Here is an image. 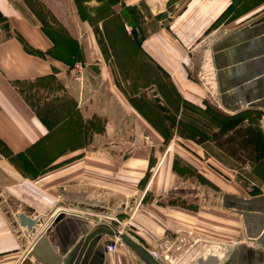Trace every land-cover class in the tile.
I'll return each instance as SVG.
<instances>
[{"label": "crops", "instance_id": "1", "mask_svg": "<svg viewBox=\"0 0 264 264\" xmlns=\"http://www.w3.org/2000/svg\"><path fill=\"white\" fill-rule=\"evenodd\" d=\"M119 4L142 12L141 50L182 99L201 106L215 94L226 113L259 109L264 133V0ZM0 18L15 31L0 39V264H63L93 228L117 226V219L136 228L120 231L153 257L171 247L165 239L181 230L165 229L167 211L177 210L165 200L174 195L166 192L175 176L166 167L170 146L161 151L164 138L149 131L111 68L94 73L80 60L70 65L53 58L54 39L9 0H0ZM75 40L85 59V43ZM55 80L61 83L56 91L50 89ZM39 83L46 85L43 112L21 90ZM246 203L238 196L239 215ZM21 213L37 219L30 232ZM142 213L141 224L157 230H137ZM253 230L263 234L264 225ZM113 239L99 237L84 264H145L127 246L108 251ZM231 264H264V241L238 243Z\"/></svg>", "mask_w": 264, "mask_h": 264}, {"label": "rangeland", "instance_id": "2", "mask_svg": "<svg viewBox=\"0 0 264 264\" xmlns=\"http://www.w3.org/2000/svg\"><path fill=\"white\" fill-rule=\"evenodd\" d=\"M9 1L54 39L53 58L70 65L80 60L94 73L107 65L119 88L164 131L166 137L149 122V131L166 142L161 151L170 146L166 167L175 174L166 183V192L174 195L165 200L177 210L167 211L165 229L181 232L169 235L164 243L173 245L160 248L155 257L163 264H231V250L238 243H263L264 233L253 230L264 225V133L259 109L226 113L215 94L213 103L201 106L181 102L169 79L139 49L147 30L142 12L122 9L119 0ZM0 28V39L15 35L3 18ZM74 38L85 43V59L78 55ZM94 53L99 60L91 57ZM60 84L55 80L48 89L56 91ZM44 87L45 83L21 86L41 112ZM0 150L5 152L1 144ZM241 195L247 199L245 215L238 214ZM141 215L137 230H157L143 226ZM143 220L145 225L148 220ZM242 221L248 230L245 238L239 232ZM115 224L121 231L136 230L128 221L117 219ZM114 241L118 248L126 247L119 239Z\"/></svg>", "mask_w": 264, "mask_h": 264}, {"label": "water", "instance_id": "3", "mask_svg": "<svg viewBox=\"0 0 264 264\" xmlns=\"http://www.w3.org/2000/svg\"><path fill=\"white\" fill-rule=\"evenodd\" d=\"M20 223L29 232L37 223V219L27 217L24 213L19 215ZM101 236L119 239L130 248L145 264H160L159 261L143 249L127 234L121 232L110 223H103L93 228L75 247V250L63 261V264H84L91 246Z\"/></svg>", "mask_w": 264, "mask_h": 264}, {"label": "trees", "instance_id": "4", "mask_svg": "<svg viewBox=\"0 0 264 264\" xmlns=\"http://www.w3.org/2000/svg\"><path fill=\"white\" fill-rule=\"evenodd\" d=\"M131 9H135V8H131ZM144 38V36H142L141 37V39H140V41L142 40ZM18 39L21 41V43L23 44V46L27 49V50H29L28 48H27V45L24 43V41L22 40V38L21 37H18ZM139 49L141 50V47H140V42H139ZM30 51V50H29ZM142 51V50H141ZM143 53V52H142ZM151 65H153L152 63H151ZM157 70L159 69L157 66H155V65H153ZM164 74V73H163ZM165 76L169 79V75H167V74H165ZM169 82H170V79H169ZM170 85H171V82H170ZM171 88L173 89V91L175 92V94L177 95V97L180 99V101L181 102H183V103H190V102H188V101H186V100H184V99H182L181 97H180V95L177 93V91L174 89V87L171 85ZM131 100H133L132 98H130ZM134 102V101H133ZM134 105L137 107L138 105H136V103L134 102ZM138 108V107H137ZM138 110L142 113V111L138 108ZM143 114V113H142ZM144 115V114H143ZM145 116V115H144ZM145 118L147 119V120H149V122H151V124L162 134V136L163 137H166V135H165V133H164V131L163 130H160V128L158 127V125H157V123L156 122H154L153 120H150L147 116H145ZM2 146H3V143H0Z\"/></svg>", "mask_w": 264, "mask_h": 264}, {"label": "built area", "instance_id": "5", "mask_svg": "<svg viewBox=\"0 0 264 264\" xmlns=\"http://www.w3.org/2000/svg\"><path fill=\"white\" fill-rule=\"evenodd\" d=\"M107 250L110 251V252H115L117 250V242L114 241V242L110 243L107 246Z\"/></svg>", "mask_w": 264, "mask_h": 264}]
</instances>
